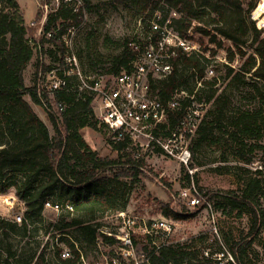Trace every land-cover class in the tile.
I'll return each mask as SVG.
<instances>
[{
    "label": "trees",
    "instance_id": "1",
    "mask_svg": "<svg viewBox=\"0 0 264 264\" xmlns=\"http://www.w3.org/2000/svg\"><path fill=\"white\" fill-rule=\"evenodd\" d=\"M0 1L5 3L0 9V196L12 190L23 205L21 224L0 218V233L4 237L8 233L24 236L28 228L41 219L48 204L58 210L63 208L67 213L65 217H76L56 229L52 257L46 260L41 252L34 256L32 264H78L81 251L77 244L94 246L97 239L110 249L109 264H221L224 256L217 260L212 254L192 246L152 245V230L129 239L131 247L140 242L151 244L149 248L143 247L149 259L125 263L121 250L127 247L101 232L94 217L115 209L118 193L113 185H118L122 179L138 182L144 173L143 160L135 158L137 152L127 139L115 141L104 127H98L89 101L78 100L65 90L58 92L54 99L63 103L65 109L57 113L36 96L38 74H45L61 62L62 46L58 38L65 30L79 28L85 13H97L110 4H121L126 0L97 5H93L92 0H80L81 7L74 14L70 6H62L47 16L40 33V11H37L34 26L24 27L16 0ZM149 1L152 13L159 20L154 29L148 24L143 30L147 45L158 49L163 30L182 43L199 38L196 51H185L179 45L161 48V61L170 64V73L162 79L150 75L149 92L163 106L179 96L178 106L173 110L166 109L165 122L157 125L151 134L154 139L167 140L172 135L177 138L186 129L182 125L186 117L193 116L201 105H209L196 125L193 137L188 129L183 132L190 143L191 159L202 147L212 146L218 153V170H226L228 160L233 159L241 166L238 171L250 176L241 179L235 172L238 189L226 195L206 192L202 197L223 212L236 211L238 218L246 213L249 219L247 237L253 238L264 224V211L260 205L261 198H264V31L261 29L264 28L261 25L264 15L259 11V2ZM251 14L258 22V28ZM48 33L50 38L46 39ZM223 41L231 46L225 50V60L228 65L238 62V66L224 65L222 81L216 74L207 79L206 66L223 49ZM47 46H51V50L46 51ZM34 55L37 58L35 72L31 86L26 87L24 76ZM46 57L48 62L44 61ZM135 57L136 53L125 41L121 53L111 60L107 73L116 76L129 70ZM197 84L201 89H196ZM32 105L43 110L52 134L35 114ZM85 128L93 131L105 129L110 135L108 145L117 153L118 160L98 157L80 133ZM186 181L189 183L187 175ZM161 214L172 221L187 219L169 205L162 206ZM78 216L88 219L84 221ZM62 218L59 217V223H63ZM67 227L75 230L74 240L65 233ZM245 240L240 237L232 242L230 261L226 264H244L241 256L251 245V242L244 245ZM9 256L13 255L9 253ZM16 264L28 263L18 260Z\"/></svg>",
    "mask_w": 264,
    "mask_h": 264
},
{
    "label": "rangeland",
    "instance_id": "2",
    "mask_svg": "<svg viewBox=\"0 0 264 264\" xmlns=\"http://www.w3.org/2000/svg\"><path fill=\"white\" fill-rule=\"evenodd\" d=\"M110 1L92 0V4L110 3ZM16 2L24 27H28L29 23L35 20L37 11H39L37 6L39 1L16 0ZM258 2L259 11L264 15V0H258ZM46 3L48 9L55 8V4L51 0H47ZM150 4L149 0H126L121 4H110L97 13H85L83 24L75 29L71 40L73 51L81 66L88 72H99L107 80H110L111 75L107 73L110 62L121 53V47L125 41L133 53L141 55L146 47L151 46L150 44L147 45V39L143 37V30L148 24H151L154 29L159 20L158 17H155L156 14L152 13ZM3 7H5V3L2 4L0 1V9ZM250 17L252 19V14ZM254 23L258 28V22L254 21ZM261 25L264 26V19L261 21ZM261 29L264 31L263 27ZM162 33L164 36L161 35L162 39L159 42L162 46L179 45L183 46L185 51L198 49L196 43L198 37H194V41L182 43L169 32L163 30ZM222 43L223 49L218 51L206 66L205 76L207 79L215 74L221 81L224 77V65H228L225 60V50L231 46L225 41ZM45 50H51V46H47ZM153 54L157 60L163 57L160 50L155 49L154 46ZM36 60L34 55L26 70L24 76L26 87L32 84ZM44 61L48 62V57L44 58ZM167 65L170 66V64ZM228 66L237 67L238 62ZM198 88L201 89L199 84L196 85V89ZM205 97L206 94L203 95V98ZM25 100L29 102V98L26 97ZM32 108L52 134L43 110L35 105H32ZM208 108L209 105H201L200 109L195 111L198 116L190 133L192 137L196 125ZM81 135L85 143L97 153L98 157L107 158L111 161L118 160L117 153L113 152L108 145L110 135L105 129L99 128L97 131H93L85 128ZM140 141L146 143L144 140ZM189 145V140L183 136L178 138L176 144L167 146L168 150L178 153L173 156L157 152L159 147L156 150L139 151L135 158L142 159L144 162L143 176L138 178V182H133L132 179H122L118 185H113L117 187L118 193L115 209L95 215L94 223L99 225L101 232L107 236H113L123 246L126 245L128 239L142 236L148 232L151 233L150 230H152V245L180 244L185 248L192 246L212 254L217 260L224 256L225 259H222L221 264L230 261V246L232 242L238 241L242 237L246 238L244 245L251 242V245L241 256L243 263L264 264V224L255 237L248 238L249 219L246 213L242 218H238L236 211L229 212L226 210L223 212L221 209H216L212 203L211 210L192 209L180 197L181 192L191 185L201 195L206 192L226 195L240 187L234 176L235 172L239 173L241 179L250 175L238 171L241 166L233 159L228 160L226 170H218L220 166L218 153L212 146L199 149L193 160L189 154V159L185 162L187 156L184 153L189 152ZM123 160L121 161L123 162ZM190 164L192 167H189ZM186 175L189 176V183L186 181ZM7 202L13 203V211H16L20 205L12 190L7 195L0 196V218L11 221V217L6 215ZM260 202L264 211V198H261ZM163 205H169L173 211L186 216L187 219L172 221L165 218L161 214ZM66 215L67 213L63 208L58 210V208L49 205L48 208L44 209L41 219L28 228L24 236L8 233L7 237H4L0 233V264H16L18 260L32 264L34 256L41 252L45 254L46 260L51 258L58 233L56 229L64 227L69 219L76 217V215L65 217ZM60 216L64 219L63 223H59ZM78 217L84 221L88 219L84 216ZM65 233L72 240L76 237L73 228L67 227ZM144 246L149 248L151 244L146 245L140 242L135 247H127L121 250L125 263L130 261L146 262L150 256L147 251H143ZM77 248L81 251V261L78 264H109L110 249L103 245L100 239L96 240L94 246L77 244ZM63 249L66 248L63 247ZM115 250L119 252L118 249ZM9 253L13 256L10 257Z\"/></svg>",
    "mask_w": 264,
    "mask_h": 264
},
{
    "label": "built area",
    "instance_id": "3",
    "mask_svg": "<svg viewBox=\"0 0 264 264\" xmlns=\"http://www.w3.org/2000/svg\"><path fill=\"white\" fill-rule=\"evenodd\" d=\"M37 6L41 12L40 28L46 23L49 13H54L62 6H70L72 13H76L81 7L80 0H51L55 8L48 9L47 0H38ZM85 15V14H84ZM84 18V17H83ZM34 26V22L29 23L28 27ZM78 29V28H77ZM75 29L68 28L58 38L62 46L61 62L56 64L53 69L45 74H38L36 84V96L44 105L47 104L53 112L61 113L65 106L61 102H56V93L66 91L76 96L78 100L89 101L98 127H104L113 140L120 141L127 139L131 148L138 153L141 150H156L169 156L175 153L168 150L169 145L176 144L178 138L183 137V132L187 129L190 134L195 126L197 113L193 116L188 115L182 124L186 129L176 138L172 135L171 139H154L151 134L157 125H161L166 120V109L173 110L178 106L175 96L166 106L151 97L148 86V78L151 75L155 79H162L170 73V67L157 60L153 54L151 46L146 47L142 54L136 53L135 60L131 63L130 69L121 71L116 76H111L107 80L99 72H88L77 60L72 46V38ZM46 39L50 38V33L46 34ZM29 44H33L29 41ZM163 46L159 44V50ZM160 65V66H159ZM144 140L146 143H141ZM180 152V151H179ZM185 162L189 159V152L184 155ZM183 155V154H182ZM180 197L186 201L187 206L192 209L203 208L211 210V204L199 194L193 185L183 190ZM49 205L46 204L45 208ZM6 215L17 225L21 224L23 215V205H18L16 211L11 202L6 203ZM125 247H131L130 240ZM67 256V254H64Z\"/></svg>",
    "mask_w": 264,
    "mask_h": 264
},
{
    "label": "crops",
    "instance_id": "4",
    "mask_svg": "<svg viewBox=\"0 0 264 264\" xmlns=\"http://www.w3.org/2000/svg\"><path fill=\"white\" fill-rule=\"evenodd\" d=\"M83 130H84V129H83ZM83 130H81L80 133H81Z\"/></svg>",
    "mask_w": 264,
    "mask_h": 264
}]
</instances>
